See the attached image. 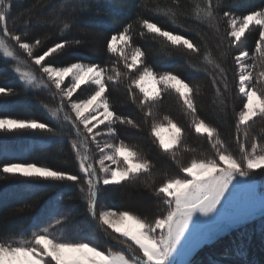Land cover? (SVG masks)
Here are the masks:
<instances>
[{
    "label": "snow or ice",
    "instance_id": "1",
    "mask_svg": "<svg viewBox=\"0 0 264 264\" xmlns=\"http://www.w3.org/2000/svg\"><path fill=\"white\" fill-rule=\"evenodd\" d=\"M173 3L174 7L157 5L152 9L154 15L166 18L164 24L138 16L137 32H134L132 24H128L112 34L106 48L116 59L105 67L83 62H72L67 66L46 63L54 54L63 51L69 42L60 40L41 54L34 55L41 40L37 38L28 42L22 38L30 21H24V30L11 31L9 20L13 0H0V59L14 62L13 71L24 85L55 89L52 95L59 98V106L47 108L45 105V108L52 118L62 119L74 130L76 139L72 141L71 149L79 169L74 174L35 162L16 161L0 164V173L51 184L81 185L87 215L106 234L123 238L120 242L126 249L113 251L102 248L91 238L73 239L61 234V226L70 218V213L64 212L54 215L44 225H37L27 235L0 234V264H188L178 257L189 255L199 243L197 239L195 244L190 240L194 230L195 236L199 231L198 219L207 221L202 218L218 215L226 194L238 177L247 179L252 173L264 172V140L256 137L250 140L248 131L250 123L257 118L264 121V7L237 15L232 11H222L218 0H190L187 10L181 6V0H173ZM143 6L148 7L146 2ZM221 19L226 21L227 27L219 36L224 51L217 60L206 45L185 34L188 29L184 21L215 25ZM57 20L61 33L70 29V19L57 17L52 23ZM168 23L171 27L165 26ZM177 28L180 30H175ZM250 29H256L258 33L254 48L251 52L240 50L233 55L231 59L235 65L230 69L225 61L231 49ZM134 35L158 42L165 54H170L169 49H176L201 57L204 67L198 70L209 77L214 90V104L219 101L218 107L225 115L228 110L226 94L233 86L236 88L242 100L240 110H233L238 155L228 150L215 126L197 115L195 93L198 88L172 71H157L148 66L144 49L133 44ZM16 48L26 54L42 76L38 77L28 61L17 55ZM121 65L125 71H121ZM121 84L131 103L140 108L145 123L155 117L153 109L163 99L162 94L174 92L190 117L191 129L198 136L205 137L214 150L212 157L193 158L187 165L177 162L180 174L167 177L154 189L165 206V212L151 221L128 210H111L99 205L100 193L107 186L134 182L150 174L153 168L149 159L123 139L118 142L100 139L105 136L118 138L117 125L140 128L133 118L117 114L109 101L110 86L115 89ZM83 86H89L91 93L86 98L73 99ZM13 95V89L0 87V97ZM164 121L170 133L167 139L161 135ZM18 131L57 135L54 127L35 118L0 117V132ZM150 134L157 147L176 160V152L185 137L184 128L165 115L161 122L153 119ZM90 145L95 146L98 154L95 159Z\"/></svg>",
    "mask_w": 264,
    "mask_h": 264
},
{
    "label": "trees",
    "instance_id": "2",
    "mask_svg": "<svg viewBox=\"0 0 264 264\" xmlns=\"http://www.w3.org/2000/svg\"><path fill=\"white\" fill-rule=\"evenodd\" d=\"M145 2L148 5L147 8L143 6ZM218 2L221 4L222 11H232L237 15L264 7V0H218ZM189 3L190 0H181V6L185 10ZM81 4L85 6L79 7L78 5ZM157 5L160 7L175 6L173 0H13L9 27L11 31L20 32L25 29L24 21H30L26 28V35L22 38L28 42L37 38L41 40V45L35 48L34 55L41 54L60 40L69 42L63 51L54 54L46 63L67 66L72 62H83L107 67L112 65L116 59L106 48L107 40L112 34L123 30L128 24H132L134 32H137L139 30L136 23L138 16L155 19L164 24L166 18L162 15H154L152 12ZM57 17L70 19V29L61 33L59 21L52 23ZM41 18H46V20L41 21ZM184 25L188 29L185 32L186 35L206 45L217 60L221 58L224 48L220 46L219 36L227 27L226 21L221 19L215 25H201L194 20H186ZM165 26L171 27L170 23ZM91 33L101 35L102 38L101 49L96 54L85 51L84 47H77V44L86 45ZM257 39V30L250 29L240 43L232 47L225 61L226 66L232 69L235 62L231 57L238 54L240 50L251 52ZM133 44L144 49L145 62L148 66L157 71H172L194 88H198L195 93L197 115L215 126L220 138L227 144L228 150L237 155L233 110H240L242 100L236 88L233 86L226 94L228 110L225 115L218 107L219 101L214 104V90L209 77L204 71L198 70L204 67L201 57L176 49H169L170 54H165L160 50L161 45L158 42L141 39L138 35H134ZM14 66V62L10 60L0 59V87L11 88L15 92L13 96L0 97V117L35 118L54 127L57 135L50 136L47 133L31 131L0 133V164L16 161L35 162L38 165L78 173V162L71 149V143L76 139L74 130L69 124H63L50 116L45 108V100L48 99L45 90H34L24 85L13 71ZM86 91H89L88 94L91 92L89 87H83L77 96L85 98ZM162 95L163 99L153 109L155 117L149 118L145 123L143 113L137 105L131 103L123 84L115 89L110 86L108 93L109 101L117 114L133 118L140 124L139 129L117 125L118 138L115 139L117 142L123 139L126 143L136 147L142 156L152 162L153 168L150 174H145L134 182L113 186L106 193L101 191L99 204L105 202L111 210H128L149 221L165 212V206L154 192L158 186L159 181H156L158 176L164 177L165 180L167 177L180 174L179 164L187 165L193 158H208L214 155V150L206 138L198 136L191 129L190 117L186 114L182 101L176 94L167 92ZM165 115L185 130L184 140L176 152V160L160 150L150 134L153 119L161 122ZM256 122H261L254 126L256 128L261 126L259 129L262 131L264 140V121L257 119L254 124ZM163 123L167 126L166 121ZM252 125L250 123V127ZM252 137L250 135V140ZM92 147L94 148V145H90V148L95 158V151ZM262 176L264 177V173ZM141 180L148 183L153 182L145 188L140 184ZM82 196L79 184L36 182L0 173V234L27 235L33 227V220L38 217V222H40L50 216V211L55 206L63 213H70L67 222L69 226H78L80 229L82 225L80 221L86 220L91 225L100 227L87 215ZM56 198L60 201L58 202ZM104 238V232L99 231L92 239L102 248H111L114 251L126 250L124 244L120 242L123 238L119 243L108 241L109 238L104 242ZM192 264H264V219L234 231L218 242L204 247Z\"/></svg>",
    "mask_w": 264,
    "mask_h": 264
},
{
    "label": "rangeland",
    "instance_id": "3",
    "mask_svg": "<svg viewBox=\"0 0 264 264\" xmlns=\"http://www.w3.org/2000/svg\"><path fill=\"white\" fill-rule=\"evenodd\" d=\"M42 20H46V18H41V21ZM101 43H102L101 35L91 33L88 43L84 46L77 44V47L78 48L84 47L85 51L96 54L101 49ZM15 50L17 52V55L22 60L28 61V64L30 65L31 69L36 73V75L38 77L42 76V73H40L39 69L35 65L31 64V62L28 60L26 54H24L22 52V50H19L18 48H16ZM121 70H124L123 67ZM83 87H89V86H83ZM28 88L34 89V90H45V94L48 96V99L45 100L47 108H56L59 106V98L54 97L52 95V93L55 91L54 88H43V87H28ZM89 89L91 90L90 87H89ZM88 93H89V91H86L85 96L89 95ZM77 94H79V91L77 92ZM77 94H76V96L73 97V99H76V97H78ZM62 116H63V114H61V117ZM257 119H259V118H257ZM60 121L63 124H68L67 122L63 121L62 119ZM254 122L255 121L251 122L253 125L250 127V129H248V131H250L249 133H252L250 135H252L253 137H256L257 139L263 140L262 131L259 129V127H261V126L256 128V126L259 125L261 122H256L255 124H254ZM254 125H256V126H254ZM0 133H5V132H0ZM5 134H7V133H5ZM161 135H163L166 139L169 137L170 133L167 130V126H164V130L161 131ZM100 139L111 140L113 142H117V140L115 138L110 137V136H105V137H102ZM93 150L96 152L95 146H94ZM95 152H94V154L97 156L98 154ZM236 154L238 155V152ZM91 155L93 156L92 151H91ZM234 155H235V153H234ZM93 158H94V156H93ZM263 173L264 172L252 173V174H250L249 178H247V179L242 178V177H238L237 180L233 182L232 187H230L229 193L226 194V199L222 203L220 209L218 210V215L215 216L214 218H202V219H207V221H202V220L198 219L197 228L199 229V231L197 232L196 236L204 227H206L210 224L219 223V222H226V221H230V220L246 219V218L254 215L255 213H257L261 209H263L264 208V177L262 176ZM163 178L164 177H162V176H158V179L156 180V181H159L158 185L164 180ZM40 182H42V181H40ZM152 182L149 181V183H148V182H145V180H141L140 184L143 185V187L147 188V187H149L148 185H151ZM79 186H81V185H79ZM110 188H113V186H107L106 189L102 190L103 193H106V191L109 190ZM56 200L58 202L60 201L58 198H56ZM56 205H58V204H56ZM99 205H100V207L109 209L108 205H106L105 202L100 203ZM59 213H63V212L60 211L57 206H55V208L50 211L51 215L48 217H45V219H42V221L38 222V217H36L32 222L33 227L31 230H34L37 225L46 224V222L50 218H52L54 215L59 214ZM263 219H261V220H263ZM261 220L255 221V222L249 224L248 226H250L254 223L260 222ZM80 223L82 224L80 226L81 227L80 229H82V230H80L78 226H71V225L69 226L68 223H66V226L63 225V228L61 227L62 228L61 234H66L69 238H73V239H79L80 237L92 239L94 237V235L96 234V232H99V231H100V233L104 232L101 227H95V226H93V224L91 225L86 220H84L83 222L80 221ZM94 223H96V222H94ZM84 226L86 228L83 229ZM248 226H245V227H248ZM104 234H105L104 242H106L105 240H108V238H109L108 241H112V242H116V243H119V241L121 240V237H118L116 234L108 235L105 232H104ZM196 236H195V230H194V233L190 236V240L193 241L196 238ZM179 258L180 257H178V259Z\"/></svg>",
    "mask_w": 264,
    "mask_h": 264
},
{
    "label": "water",
    "instance_id": "4",
    "mask_svg": "<svg viewBox=\"0 0 264 264\" xmlns=\"http://www.w3.org/2000/svg\"><path fill=\"white\" fill-rule=\"evenodd\" d=\"M264 218V208L246 219L230 220L226 222L213 223L204 227L192 241L195 244L196 239L199 243L192 248L187 256H180L179 260L187 261L192 264L197 254L208 245L218 242L228 234L238 229H242L249 224Z\"/></svg>",
    "mask_w": 264,
    "mask_h": 264
},
{
    "label": "bare ground",
    "instance_id": "5",
    "mask_svg": "<svg viewBox=\"0 0 264 264\" xmlns=\"http://www.w3.org/2000/svg\"><path fill=\"white\" fill-rule=\"evenodd\" d=\"M238 230H240V229H238ZM237 231V230H236ZM234 232V231H233ZM232 233V232H231ZM229 235V234H228ZM226 237V236H225ZM206 247V246H205Z\"/></svg>",
    "mask_w": 264,
    "mask_h": 264
}]
</instances>
